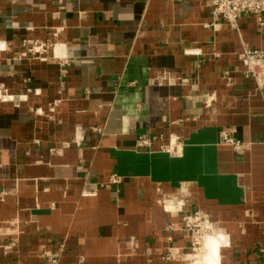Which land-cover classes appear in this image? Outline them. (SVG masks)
<instances>
[{
    "label": "crops",
    "instance_id": "obj_1",
    "mask_svg": "<svg viewBox=\"0 0 264 264\" xmlns=\"http://www.w3.org/2000/svg\"><path fill=\"white\" fill-rule=\"evenodd\" d=\"M48 40L68 65L22 56ZM244 45L264 50V25L237 32L210 0H0V264H188L194 213L219 264H262L264 86Z\"/></svg>",
    "mask_w": 264,
    "mask_h": 264
},
{
    "label": "built area",
    "instance_id": "obj_2",
    "mask_svg": "<svg viewBox=\"0 0 264 264\" xmlns=\"http://www.w3.org/2000/svg\"><path fill=\"white\" fill-rule=\"evenodd\" d=\"M213 9V14L216 17L223 18L227 24L235 31L239 32V21L243 15H251L255 18L259 26L264 25V0H210ZM59 31H56V35ZM27 52L22 56H34L35 58L45 61L46 56L53 54L55 59H58L62 64L68 65V60L65 56L57 54V48L63 46L48 41H27ZM193 54L197 52H192ZM239 63L245 68V77L253 79L257 87L262 89L264 86V50L253 49L248 46H243V51L237 55ZM1 98V96H0ZM220 144L230 147L234 152L240 154L249 149V145L237 140L234 137V130L225 128L220 132ZM164 135L160 136H140L138 147H151L153 142L157 140H164ZM160 151L168 154L171 157H180L183 152V142L181 137L171 134L168 138L167 144L161 146ZM121 182V178L113 174L108 185H117ZM185 228L190 232L192 238L191 249L193 252L201 250V243L203 238L199 235L201 231H209L208 226H203L206 219L200 213L192 215H185L183 218ZM47 264H59V258L51 253L44 254ZM262 264H264V251L262 252Z\"/></svg>",
    "mask_w": 264,
    "mask_h": 264
},
{
    "label": "bare ground",
    "instance_id": "obj_3",
    "mask_svg": "<svg viewBox=\"0 0 264 264\" xmlns=\"http://www.w3.org/2000/svg\"><path fill=\"white\" fill-rule=\"evenodd\" d=\"M58 52H59L58 54H61L60 51H58ZM215 237L218 238L217 236H215ZM204 243H205V245H204V248L202 249L204 252V255H202L201 258H204V260H206V262H205L206 264H216V261L218 260L217 258H218L219 250L224 245V242L223 241L220 242L213 237L212 238L205 237ZM192 257L200 258L196 255H190L189 256V258H191V259H192ZM193 264H201V263H200V261H195Z\"/></svg>",
    "mask_w": 264,
    "mask_h": 264
},
{
    "label": "rangeland",
    "instance_id": "obj_4",
    "mask_svg": "<svg viewBox=\"0 0 264 264\" xmlns=\"http://www.w3.org/2000/svg\"><path fill=\"white\" fill-rule=\"evenodd\" d=\"M207 221V220H206ZM203 226H208L209 228H210V230L209 231H201L200 230V232H199V235L203 238V241H202V243H201V250L200 251H197V252H193L192 250H191V252H190V255H196V256H198V257H200V258H195V257H192V259L191 258H189L188 257V264H193L195 261H200V263L201 264H206L205 262H206V260H204V258H201L202 257V255H204V252H203V248H204V245H205V237H210V238H216L215 236H218L219 235V233L217 232V230L215 229V228H213V227H211V225L209 224V222L208 223H204L203 224ZM224 242V241H223ZM223 248H225V247H223ZM222 248V249H223ZM221 249V250H222ZM195 258V259H194ZM203 259V260H202ZM203 262V263H202Z\"/></svg>",
    "mask_w": 264,
    "mask_h": 264
},
{
    "label": "clouds",
    "instance_id": "obj_5",
    "mask_svg": "<svg viewBox=\"0 0 264 264\" xmlns=\"http://www.w3.org/2000/svg\"><path fill=\"white\" fill-rule=\"evenodd\" d=\"M221 239L226 240V237H221ZM216 264H219V261L218 260L216 261Z\"/></svg>",
    "mask_w": 264,
    "mask_h": 264
}]
</instances>
